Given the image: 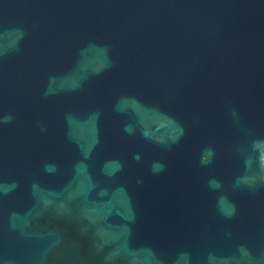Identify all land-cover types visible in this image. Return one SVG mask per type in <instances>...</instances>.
Segmentation results:
<instances>
[{"label": "water", "instance_id": "water-1", "mask_svg": "<svg viewBox=\"0 0 264 264\" xmlns=\"http://www.w3.org/2000/svg\"><path fill=\"white\" fill-rule=\"evenodd\" d=\"M0 264H264V0H0Z\"/></svg>", "mask_w": 264, "mask_h": 264}]
</instances>
